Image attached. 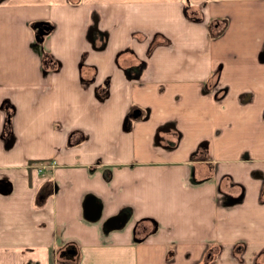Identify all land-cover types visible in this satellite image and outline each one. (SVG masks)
<instances>
[{"label": "crops", "instance_id": "obj_1", "mask_svg": "<svg viewBox=\"0 0 264 264\" xmlns=\"http://www.w3.org/2000/svg\"><path fill=\"white\" fill-rule=\"evenodd\" d=\"M0 264H264V0H0Z\"/></svg>", "mask_w": 264, "mask_h": 264}, {"label": "trees", "instance_id": "obj_2", "mask_svg": "<svg viewBox=\"0 0 264 264\" xmlns=\"http://www.w3.org/2000/svg\"><path fill=\"white\" fill-rule=\"evenodd\" d=\"M31 25L35 28L39 27V30L37 29V34H36V40H38L39 44H41L42 41V36L43 33L45 31H48L50 25L47 21H35L32 22ZM41 58L43 60H46L45 63L48 62V60L51 58L50 55L46 52L42 50V54H41ZM119 58V56H118ZM45 66V65H44ZM47 67H53V66H47ZM56 67V66H54ZM9 120V118H7V121ZM154 228V222L152 220H148V219H142L140 220L137 224H136V236L137 238H139L142 234H145L146 232H149L150 230H152Z\"/></svg>", "mask_w": 264, "mask_h": 264}, {"label": "rangeland", "instance_id": "obj_3", "mask_svg": "<svg viewBox=\"0 0 264 264\" xmlns=\"http://www.w3.org/2000/svg\"><path fill=\"white\" fill-rule=\"evenodd\" d=\"M119 21L121 22L122 21V17H119ZM39 28V27H38ZM38 28H35V30H37ZM36 46V45H35ZM42 59V58H41ZM114 59H116V58H105V62H106V68L109 70V69H114V68H118V66H117V64H116V62L114 61ZM82 60H85V59H82ZM93 60V59H92ZM72 61H73V63L75 64V62H74V60L72 59ZM117 61H118V63L120 64V65H122V58L121 57H119V58H117ZM46 62V60H43L42 59V64L43 65H45V66H57V60H55V59H53V58H50L49 60H48V62L47 63H45ZM126 62V61H125ZM79 63H80V60L78 61V66H79ZM66 64H65V62H64V64H63V66H65ZM97 66V65H96ZM90 70H91V74H90V76H86V79H84V80H92L93 78H94V76H95V73H94V69H93V67L91 66V68H90ZM74 78H75V76H73ZM84 78H85V76H84ZM107 84V81L106 82H104L103 83V85L101 86V89H100V91H98V95L99 96H101V95H103V89H104V87H105V85ZM134 111V110H133ZM132 111V112H133Z\"/></svg>", "mask_w": 264, "mask_h": 264}]
</instances>
